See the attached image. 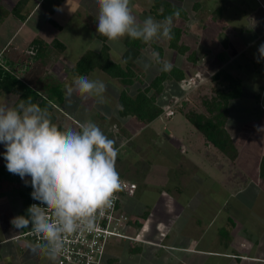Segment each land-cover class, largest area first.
<instances>
[{
    "label": "rangeland",
    "instance_id": "obj_1",
    "mask_svg": "<svg viewBox=\"0 0 264 264\" xmlns=\"http://www.w3.org/2000/svg\"><path fill=\"white\" fill-rule=\"evenodd\" d=\"M14 1L9 3L0 1V3L10 7ZM152 4L153 0H131L133 12L141 21L147 16H153L157 19L150 11ZM97 11L98 7L95 0H68L63 5L61 14L56 12L54 16L57 22L63 26L60 33L56 27L46 22V13L40 7L35 8L33 12L27 8L25 10L26 19L23 22L9 16L8 20L0 25L1 39L10 38L6 44L5 54L12 59H26L33 56L34 49L32 45L30 46L29 41L24 46L25 50L19 52L13 49L15 46H21L19 38L10 37L26 27L30 31L34 30L36 36H44L49 41L58 37L62 42H65L67 49L59 55L56 61L51 60L49 62L50 71L46 74V78H50L54 82H61L64 76L63 85L65 86L75 76L69 68L74 66L82 53L88 49L95 50L101 46L96 33L95 17ZM31 13L34 14L31 15ZM44 21L46 23L45 28L39 24V22L43 23ZM30 27L33 28L30 29ZM41 28L43 29L41 30ZM124 40L125 37L117 43H112L114 50L115 48L119 50L121 44H125ZM167 41L160 40L156 44L165 48L164 45L167 44ZM147 48L151 49V46ZM209 50L208 56L201 62L205 65H199L198 69L192 68V74L188 72V79L185 80L186 85H183L184 87L179 85L180 96L190 94L196 97L197 86L202 83L208 84L212 75L206 76L213 72L217 66L215 61L211 60L215 50L211 47ZM149 54L150 52L146 51L144 53L146 57L142 61H145ZM178 54L175 62H173L172 56L165 57L163 55V58L165 57L164 60L173 65L185 68L182 66L184 62L181 61L188 54H183L182 51ZM248 54L254 61L258 62L259 60L257 66L262 69V73L258 77H262L264 81V59H261L256 49ZM113 55L118 59L116 52H113ZM37 63L32 66L27 81L36 88L42 89L43 84L40 83V80H42L44 72L47 71L48 65H43L41 61H37ZM234 66L231 65L230 68L238 73H242L246 68L245 66L234 68ZM64 67L67 69L63 73L61 71ZM139 69L144 70L142 64L141 66L139 64ZM199 70L203 74L198 72ZM158 72H160L159 65L154 64L153 67L145 71V79L152 78ZM90 78H99L106 83L105 97L107 103L98 105L94 98L82 101L74 94L69 104L66 94V103H55L58 122L65 127H78L82 123V121L80 122L81 119L83 122L91 119L110 139L116 141L118 148L121 144L125 145V147L120 148L116 161L117 171L121 176L134 181L139 186L137 195L128 199L131 200L125 209L132 218V222L143 214L145 209H149L150 220L140 230V237L146 240L152 237L151 239L161 241L164 245L161 246L164 248H156V246L146 243H132L133 241L127 243L125 240L113 239L116 241V245L112 247V241L107 247L108 252L112 250V254L107 256L106 260L110 261L114 258V264H238L239 261L240 264H253V261H242L237 256L231 259L224 258V256L214 252L225 251L246 254L255 248V251L260 250L264 254V180L260 177L262 159L264 158V110H239L238 105L231 106L228 125L233 136L234 146L238 150L237 157L233 158L232 161L214 146L209 145L210 149H207V146L203 145L202 149L204 150H201L200 153L192 148L190 150V146L187 147V141L192 140L198 133L179 113L172 118L173 121L175 118V122L178 124L194 129L187 139L180 138V135L173 130V121L166 118L165 115L156 120V123L151 127H146V130L134 135L140 122L134 117H127L125 120L130 119V121L128 120V123L124 124L126 121H123L118 115V99L114 93H120L121 88L117 87V85L121 86L120 83L99 70H95ZM201 93L204 94V91ZM180 96L176 95L175 98H172L171 104L181 100ZM15 98V95H9L0 100L4 99V101L13 104ZM259 105L263 106V101L258 102ZM76 107L79 110H73ZM103 111L108 120L98 118V114H102ZM103 123L104 127L101 126ZM122 126H124L123 129ZM180 128L184 127L180 126ZM185 131V133L188 132L186 129ZM173 133L177 136H173ZM120 136L125 138L122 139ZM178 139L180 140L178 141ZM200 140L201 143H205L203 138ZM192 145L195 148L194 143ZM4 151V146L0 144V164H4ZM216 154H221L220 159L215 156ZM204 172L208 173L209 177L204 176ZM186 182L187 184L184 186ZM179 186L184 191L177 195L175 192L178 191ZM163 188L172 200L176 199V202H171V199L166 201L162 198L155 205ZM0 194L2 198L4 197L3 200L7 202L5 193ZM11 202L14 203L12 210L5 211L8 214L0 213V238L13 237L22 234L24 230L18 231L11 224V219L18 216V211L21 209L20 196L15 194ZM2 205L3 203H0V207ZM3 207L5 209V205ZM137 230L135 226H131L129 231L127 229V233L136 235ZM262 233L263 236H259ZM259 238L263 242L256 247V240ZM15 241L9 240L5 245L6 248L15 244L20 250V243L17 242L33 243L28 237H21ZM132 244L139 245L144 252L139 255L131 254V248L128 246ZM5 246H0V254ZM204 250L208 253L201 252ZM39 256L45 258L40 253ZM107 261L104 264H110Z\"/></svg>",
    "mask_w": 264,
    "mask_h": 264
},
{
    "label": "clouds",
    "instance_id": "obj_2",
    "mask_svg": "<svg viewBox=\"0 0 264 264\" xmlns=\"http://www.w3.org/2000/svg\"><path fill=\"white\" fill-rule=\"evenodd\" d=\"M95 2L96 33L109 42L128 37L151 45L174 38V18L180 15L179 10L163 20L147 16L141 21L133 12L131 0ZM258 52L264 58V43ZM153 64L163 73L173 69V64L154 49L142 66L147 71ZM64 87L69 104L74 94L82 101L94 98L98 105L107 103V85L99 78L77 75ZM0 144L5 148L7 170L26 185L30 183L31 196L39 201L28 207L26 215L13 217L11 224L18 231L30 229L35 237L31 250L56 264L67 238L94 231L99 216L113 207L116 194L122 190L116 161L125 145L118 148L91 119L78 127L61 128L53 121L49 107H42L31 97L15 104L0 101ZM151 238L134 242L164 246Z\"/></svg>",
    "mask_w": 264,
    "mask_h": 264
},
{
    "label": "trees",
    "instance_id": "obj_3",
    "mask_svg": "<svg viewBox=\"0 0 264 264\" xmlns=\"http://www.w3.org/2000/svg\"><path fill=\"white\" fill-rule=\"evenodd\" d=\"M31 1L32 0H17L10 10L6 9L3 4H0V22L10 14L24 21L26 19L25 10L28 8ZM64 1L65 0H41L39 4L40 7L49 14L48 19L50 24L57 29L63 27L57 22L54 16ZM194 4L196 8L200 6V2H195ZM176 10H179L180 15L174 18V38L168 40V43L172 48L186 54L188 48L182 42L184 29L178 24L179 20L186 18L187 14L186 10L181 5V0H153L150 9L151 13L159 20H163ZM97 38L101 42V48L99 50L88 49L82 53L74 66L69 69L75 76L87 75L89 77L95 70H99L105 73L109 78L117 80L122 86L120 93L117 95V111L120 118L134 117L142 124H149L159 120L163 115H165L166 118H170L172 121V118L176 117L179 113L200 135L197 136L198 134H195L193 139L190 140L192 149L201 151L204 150L202 149L203 145L207 146V148L214 146L221 154H224L232 161L233 158L235 159L237 157L238 150L234 146L233 136L228 127V120L231 101L240 98L243 93V84L238 77L231 75L226 69H220L212 74L208 84L205 83V85L202 83L200 86H197L196 92L198 93L196 97L190 94L188 96H180L179 94L178 96H180L181 100L179 99L170 106L173 96L170 95L171 86L169 84L174 82V85H186L185 80L188 79V75L185 70L177 65H173V69L170 72L163 73L160 71L150 78L148 84H145L143 78L146 73L143 69H139L136 64V59L148 46H151L152 50L158 51L163 59V46H159L156 43L145 45L141 41L131 40L125 37L126 50L120 62L113 59L109 41L99 34H97ZM32 47L34 49L32 54L34 60H41L45 65H49L51 60L56 61L59 55L67 49L65 42H62L58 37H54L51 41L37 37L33 40ZM188 59L193 62L194 65L197 63L194 53H190ZM220 59H223V56H220ZM124 60H127V63H123ZM66 69L67 68H64L63 70L66 71ZM50 81L49 86H47V93L44 94L38 88L22 83L12 72L2 69L0 73V94L16 93L17 99L13 104L21 99L31 97L34 102H38L42 107L48 106L53 121L63 128L65 126L58 122L55 103H66L65 87H63L62 81L54 82L51 79ZM137 82L142 83V87L139 88L136 94L130 93L129 87ZM201 91H204V94H202ZM98 118L107 119L106 116L104 117L101 113L98 114ZM175 125L176 124L173 122V130L180 135V138L185 136L188 137L192 132V130L187 133H185V130H180L178 132L175 129ZM101 126L104 127V123ZM121 128L123 129L124 127L122 126ZM202 138L205 142L204 144L203 142L201 143L200 139ZM192 143H194L195 148H193ZM260 177L264 180V158L262 159ZM28 179L30 180V177ZM3 180H8L10 182L21 181L18 175H14L7 170L6 162L0 164V185ZM31 192L32 187L30 183L20 190L23 201L20 215L27 214V209L30 206ZM150 215V210H145L143 214L139 215V217L132 222V224L136 226L138 230H141L149 220ZM26 229L27 228L24 230ZM130 248V252L133 255H139L142 252V247L139 245L132 244ZM237 258L241 259L239 256H237Z\"/></svg>",
    "mask_w": 264,
    "mask_h": 264
},
{
    "label": "crops",
    "instance_id": "obj_4",
    "mask_svg": "<svg viewBox=\"0 0 264 264\" xmlns=\"http://www.w3.org/2000/svg\"><path fill=\"white\" fill-rule=\"evenodd\" d=\"M5 1L6 3H9V2H12L13 0H3L2 2L4 3ZM16 1L17 0H15L14 3ZM67 1L68 0H65L62 3V5L57 11V14L59 15L61 14L63 5L66 4ZM40 2L41 0L40 1L38 0L37 2L35 0H32L31 3L28 5V8H30L31 11L33 12L35 8L40 7L39 5ZM195 2H200V6L196 8L194 4ZM14 3H12L10 7H8V5L5 4L6 9L10 10ZM181 5L184 7L187 13L186 18L180 19L178 22V24L182 26V28L184 29V33L182 36V42L188 48L187 54L189 55L190 53H194L197 59V63L194 65V63L188 59V55L187 56L182 55L184 57L186 56L185 59L182 60L181 62H184L182 66L185 67L183 69L185 70L187 75H189L192 72L191 71L192 68L198 69L199 65H203V66L205 65V63H201V62L202 60H204L205 57L208 56V53L210 51L209 48L211 47V49L215 50V54L212 55L211 60L212 61L214 60L217 66H216V69L206 77L211 76L213 73L217 72L220 69H226L231 75L238 77L242 81V84H243L242 96L240 98L232 100L230 103V108H229L230 116H231V106L235 104L238 105L239 110H264V81L262 80V77L261 78L258 77L261 75L262 69L258 68L257 66L258 62L254 61L248 54L254 49H256V51L258 52L259 45L264 43V0H181ZM42 11L46 13V19H47L46 22L50 24L49 19H48L49 14L46 11H44V9H42ZM33 14L34 13H31V15ZM9 16L14 18L15 20L16 19L20 20L17 17L13 16L12 14H10ZM8 17H6L3 21H1L0 25H2L6 20H8ZM20 22H23V21L20 20ZM39 24L43 28L46 27L45 21L43 23L39 22ZM32 28L33 27H30V29ZM43 28H41V30ZM62 29L63 28L57 29L58 33H60ZM14 34L11 35L10 37L11 38H14L15 36L16 38L18 37L20 40L19 44L22 47L15 46L13 47V49L19 52H22L25 50L24 46H26L25 44H28V41L31 46L33 40L37 37L46 39L44 36H41V35L36 36L34 30L30 31L27 27L23 28L21 32L18 31L17 33H14ZM20 36L22 37V39ZM9 41H10V38L2 40L0 36V73L2 69L6 71H10L13 74H15L21 80L22 83L33 86L30 82L27 81V78H28V75H30L32 71V66L35 65L37 61H41V60L36 61L34 60L33 56L28 57L26 59L24 58L12 59L11 57L9 58V56L5 54L6 44ZM112 43L113 42H109L111 46L112 57L114 60L121 62L122 56L126 50V45L122 43L121 47H119V50H117L116 48L114 50V48L112 47L113 45ZM164 46L165 48L163 47V49L165 52L164 54L165 57L172 56L171 58H174L173 59L174 61L173 60L172 61L175 62L177 60V56L179 55L178 54L179 51L177 49L172 48L170 44L168 43V41H167V44ZM100 48L101 46L99 48H96L95 50H99ZM170 50L172 51L169 52ZM146 51L151 52L152 49L146 48L141 52L140 56L136 59V64L138 67H139V64L141 66L143 58L146 57V55H144ZM113 52L117 53L118 59L115 58V56L113 55ZM220 56H223V59H220ZM261 59H264V58H261ZM153 65L151 67H153ZM231 65H235L234 68H242L244 66L246 68L242 73H238L237 71L230 68ZM47 67H48L47 71L44 72V76L42 77V80H40V83L42 82L43 84L42 89L38 87V89L41 90L44 94L47 93V89H48L47 86H49V83L51 82L50 78H46V74L49 73L50 71V65H48ZM61 72L64 73V70H62ZM198 72L203 74V72L200 70ZM198 72L197 74H199ZM74 77L75 76H73V78ZM145 78L146 77L144 76L143 78L144 83L148 84L150 79L146 80ZM63 80H65L64 76H63L62 82ZM43 81L45 82V85ZM169 85L171 86L170 95L173 96V98H175L176 95L180 94V91L178 90L179 84L174 85V82H173V83H170ZM117 87L122 89V86L117 85ZM141 87H142V83L137 82L133 86L129 87L130 93L136 94L139 88ZM9 95L10 96L15 95L16 97L15 100L17 99L16 93H2L0 94V99L5 98V96H9ZM114 95L116 96V99H117L118 93L116 92L114 93ZM0 101H4V99ZM262 101H263V106L262 105L258 106V102H262ZM171 105H173V103L170 104V106ZM73 110H79V109L76 107ZM261 114H263V112H261ZM102 115L104 117L107 116L104 111ZM230 116H229V120H230ZM122 119L123 121H126L124 124H127L128 120L130 121V119L125 120L127 118H122ZM229 120H228V124H229ZM81 121L83 122V119H81L80 122ZM173 122L176 124L175 129L177 131H180V130L184 131L185 129L188 130V132L190 130L193 131V129L190 128V126H183V125L178 124V122H175V118ZM155 123L156 121L149 123V124L140 123L139 128L138 130H136L134 135L135 134L138 135L139 132L146 130V127H151ZM180 126L184 128L181 129ZM173 136H177V135L174 134ZM121 138L123 139L125 137H121ZM181 138L187 139L188 137L185 136ZM179 140L180 139H178V141ZM187 143H188L187 147L190 146V150H192L190 140H188ZM207 149H210V148L208 147ZM196 151L197 153L201 152L199 150H196ZM211 151L213 152V150ZM215 156L218 159H220L221 154H216ZM3 161L6 162L5 160ZM259 175H260V172H259ZM204 176L209 177V174L204 172ZM21 181L24 183L22 179ZM21 181L19 182H15V181L10 182L8 180L2 181L0 185V193H3V192L5 193L6 195L5 198L7 202L3 200L4 197L2 198L0 194V203H3V205H5V209L3 205H2L3 208L0 207V213H5V211L12 210V208L14 207V203L11 202V199H14L15 194H18V196H20L21 201H22L20 190L23 189L24 186L22 185V187L20 188ZM186 184L187 182L184 184V186H186ZM138 189H139V186H138ZM164 190L165 189L163 188L161 191V195H159L160 198L156 201L155 205H157L162 198L163 200H166V201H169L171 199L170 195ZM183 191L184 190L182 189V187L179 186L178 191L175 192V194L180 195L183 193ZM137 193H138V190H137ZM130 200L126 202L125 207L129 205ZM173 201L176 202V199L172 200L171 202ZM22 207H23V201L21 204V209L18 211L19 215L22 210ZM5 214H8V212ZM19 235H15L13 237L0 238V246H5L9 240L13 242L15 240L20 239L21 237L17 238V236ZM259 236H263V233ZM262 242L263 241H261L260 238L256 240V243H257L256 247L260 245V243ZM17 243H20V250L15 246V244H13L10 248H6L5 246V249L3 248L1 250L0 264H52L51 261L47 259L45 260V258H40L39 253L33 252L30 248L31 244L29 242L24 241L23 243H21L20 241ZM115 245H116V241H113L112 247H114ZM131 246L132 245L128 247L130 248ZM157 247L158 246H156V248ZM161 248H164V247H161ZM143 252L144 251H142L141 254ZM201 252L204 254L208 253V251H205V250ZM214 253L224 256V258L231 259L235 256H239L241 257L242 261L248 260V261H253L254 262L253 264H264V254L261 253L260 250L255 251V248L252 249L250 253L248 251L246 254L239 253V252L229 253L225 251L224 252H214ZM111 254H112V250L108 252V256H110ZM107 262H109L110 264L112 263L114 264V258H112L110 261H107ZM238 264H240V261L238 262Z\"/></svg>",
    "mask_w": 264,
    "mask_h": 264
},
{
    "label": "built area",
    "instance_id": "obj_5",
    "mask_svg": "<svg viewBox=\"0 0 264 264\" xmlns=\"http://www.w3.org/2000/svg\"><path fill=\"white\" fill-rule=\"evenodd\" d=\"M120 177L122 190L116 194L113 207L99 216L94 231L76 233L68 237L64 252L56 264H104L108 256L107 247L113 239L130 242L143 240L139 234L133 236L127 233L131 228V218L125 210V205L129 198L136 195L138 184L121 175ZM33 203H39V201L30 196V205ZM19 237H28L33 243L35 242L30 229L17 236Z\"/></svg>",
    "mask_w": 264,
    "mask_h": 264
},
{
    "label": "flooded vegetation",
    "instance_id": "obj_6",
    "mask_svg": "<svg viewBox=\"0 0 264 264\" xmlns=\"http://www.w3.org/2000/svg\"><path fill=\"white\" fill-rule=\"evenodd\" d=\"M20 183H21V185H20V188L22 187V185H24V187H23V188H25V187H26V184H25V183H22V181H21Z\"/></svg>",
    "mask_w": 264,
    "mask_h": 264
},
{
    "label": "bare ground",
    "instance_id": "obj_7",
    "mask_svg": "<svg viewBox=\"0 0 264 264\" xmlns=\"http://www.w3.org/2000/svg\"><path fill=\"white\" fill-rule=\"evenodd\" d=\"M133 236H135V235H133ZM120 240V239H119ZM122 240V239H121Z\"/></svg>",
    "mask_w": 264,
    "mask_h": 264
}]
</instances>
